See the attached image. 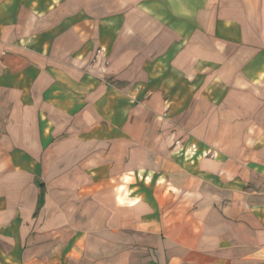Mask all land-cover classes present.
<instances>
[{"label":"crops","instance_id":"1","mask_svg":"<svg viewBox=\"0 0 264 264\" xmlns=\"http://www.w3.org/2000/svg\"><path fill=\"white\" fill-rule=\"evenodd\" d=\"M0 264H264V0H0Z\"/></svg>","mask_w":264,"mask_h":264},{"label":"built area","instance_id":"2","mask_svg":"<svg viewBox=\"0 0 264 264\" xmlns=\"http://www.w3.org/2000/svg\"><path fill=\"white\" fill-rule=\"evenodd\" d=\"M196 147L195 146H192V149L194 150Z\"/></svg>","mask_w":264,"mask_h":264},{"label":"rangeland","instance_id":"3","mask_svg":"<svg viewBox=\"0 0 264 264\" xmlns=\"http://www.w3.org/2000/svg\"><path fill=\"white\" fill-rule=\"evenodd\" d=\"M188 147V146H187Z\"/></svg>","mask_w":264,"mask_h":264}]
</instances>
